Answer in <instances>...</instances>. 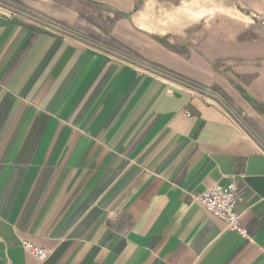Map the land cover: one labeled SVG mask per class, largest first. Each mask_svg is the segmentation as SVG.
<instances>
[{"label": "crops", "instance_id": "1", "mask_svg": "<svg viewBox=\"0 0 264 264\" xmlns=\"http://www.w3.org/2000/svg\"><path fill=\"white\" fill-rule=\"evenodd\" d=\"M82 1L140 12L135 22L165 2L171 28L193 17L180 6L193 0L0 6V264H264V24L196 0L216 13L202 34L175 33L190 56L159 52L169 31L143 43L160 72L63 33ZM232 180L247 236L196 200Z\"/></svg>", "mask_w": 264, "mask_h": 264}, {"label": "rangeland", "instance_id": "2", "mask_svg": "<svg viewBox=\"0 0 264 264\" xmlns=\"http://www.w3.org/2000/svg\"><path fill=\"white\" fill-rule=\"evenodd\" d=\"M195 1L196 0H193L187 6H184V3H181L180 6L183 5L182 7L191 9L190 13L193 17L190 18L188 25L186 24L175 28H171L169 26V22L163 19L167 14L165 12L167 9H165L163 6L165 2H159L155 5L149 4V6H146L145 11L151 10L154 13L152 21H147L148 16H151L149 14L147 16V12H145V16H142L140 19H136L135 22V17H137L138 14H141L140 12H138V14L135 12L129 17H125L121 12L117 11L116 8H112L110 6L105 7L101 4L98 5L82 1L81 4H76V12L78 14L77 20L75 21L76 25L70 27H61L60 30L65 34L74 35L80 40L88 41L91 45L105 50L111 55L121 56L130 63L141 62L144 64L151 62H149L141 54V51L144 49L143 43H149V39L152 37V32L160 33L169 31V36H172L173 34V36L178 35L175 43H171L165 38H161L160 40L162 41L157 42L159 52H162L166 55H168L167 52H171L179 55L180 57L190 56V54L187 53V46L183 44L185 42L187 43V41L182 40L180 38V34L175 33H181L183 29H186L187 27L190 28V26H192L190 24H193V26L195 25L194 27H199L198 32L202 34L203 30L205 29V25H207L206 21L208 16L216 13V10H213V7L210 5L198 6L195 4ZM219 4L220 15L223 17H232L233 19H236L244 24H250L253 22L261 25L264 24V14H260L258 11V8L264 10V0H220ZM0 6L7 9H17L19 6V0H0ZM234 6L237 7L239 11L234 10L232 12L229 10V8H233ZM165 7L171 9L172 13L177 12L178 10V8H174V6ZM184 13L185 12L176 14L178 23L180 20H183ZM200 15H206L204 20L199 19ZM141 19L144 25L137 23V20ZM196 21H199V23H194ZM212 24L213 23H211V25ZM149 30L151 31V34L146 33L149 32ZM192 31H196V29ZM190 37L194 38L195 43H197V35H191ZM151 64H153L156 69H159L160 72L166 70L162 64ZM194 85L202 89L203 92L208 91L209 95L217 96L220 94V91L217 89V87L208 88L202 87L200 84ZM226 101H228V99ZM229 107L231 108V106Z\"/></svg>", "mask_w": 264, "mask_h": 264}, {"label": "built area", "instance_id": "3", "mask_svg": "<svg viewBox=\"0 0 264 264\" xmlns=\"http://www.w3.org/2000/svg\"><path fill=\"white\" fill-rule=\"evenodd\" d=\"M239 186L232 180L225 185L214 184L209 189L196 196V200L209 214H213L225 221L227 228L238 232L240 235H248L244 226L243 217L237 212ZM23 247L30 253H34L41 261L48 258L49 252L30 241H23Z\"/></svg>", "mask_w": 264, "mask_h": 264}]
</instances>
